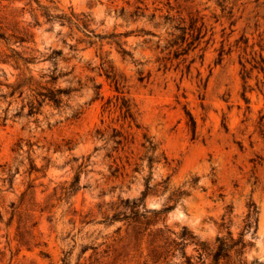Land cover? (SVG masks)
Returning a JSON list of instances; mask_svg holds the SVG:
<instances>
[{
    "label": "clouds",
    "instance_id": "9594fccd",
    "mask_svg": "<svg viewBox=\"0 0 264 264\" xmlns=\"http://www.w3.org/2000/svg\"><path fill=\"white\" fill-rule=\"evenodd\" d=\"M201 2L202 7L211 10L209 0ZM2 6L18 7L10 4V0H3ZM234 7L237 10L234 18L244 23L246 31L264 36V0H235ZM76 9L88 17L85 40L92 38L91 29L112 31L113 23L117 25L116 31L144 28L156 33L155 36L140 33L134 42L136 51L127 62L135 64L139 75L156 64V57L167 55L172 38L169 33L178 32L172 21L165 23L160 16L151 21L145 16L136 24L120 27L122 21L112 11L109 0H94L91 7L80 4ZM62 11V7L59 11L49 7L48 18L34 5L33 11L24 13L23 26L37 34L38 42L22 43L18 39L23 34L20 32L9 33L7 41L0 40V123L11 126L23 137L10 163L13 173L19 168L23 174L29 158L44 157L51 158L65 177L79 173L77 187L87 197V219L76 213V197L61 200L52 213L56 243L67 253L65 264H83L78 253L86 245L95 246L89 249L95 252V264H188L189 258L191 264H211L209 253L215 252L221 243L224 251L229 252V264H264V196L255 192L252 184L245 183L232 192L224 189L222 199L214 192L209 198L208 193L219 187L213 184L221 168L215 158L202 161L181 178L179 169L165 162L168 122L163 109L159 116L147 119L144 103L136 99L140 91L131 82L122 85L121 90L128 97V115L146 134L140 141L146 147L130 146L119 153L121 158L131 161V166L115 187L110 177L121 138L112 135L111 126L105 125L107 130L102 134L78 136L71 145H61V150L53 155L56 143L45 139L49 129H63L101 98L95 81L78 83L81 77L76 73L50 85L68 90L55 93L52 103L51 98L37 95L39 87L48 83L53 65L47 57L53 49H62L70 64L89 63L78 44L84 36V32L77 30L82 27V17L61 19ZM91 64L96 67L95 60ZM59 68L69 71V65L62 61ZM8 175V171L0 172L5 181ZM249 200L253 205L245 207ZM77 215L83 223H75ZM70 220L73 222L69 223ZM133 222L139 228L138 236L130 226ZM117 228L119 232L115 231ZM12 244L11 234L0 237V246L5 251ZM205 244L209 246L207 251ZM0 264H9L8 258L0 259Z\"/></svg>",
    "mask_w": 264,
    "mask_h": 264
},
{
    "label": "rangeland",
    "instance_id": "374dc122",
    "mask_svg": "<svg viewBox=\"0 0 264 264\" xmlns=\"http://www.w3.org/2000/svg\"><path fill=\"white\" fill-rule=\"evenodd\" d=\"M109 2L112 11L118 13L122 21L120 27L136 24L145 16L150 21L160 16L165 23L172 21L173 27L178 30L169 33L172 38L167 45V55L156 57V64L145 70L143 75L138 74L134 63L127 61L136 51L134 42L140 38V33L156 35L151 29L116 31L117 25L113 23L112 31L91 29L92 38L85 40L87 32H84L83 24L88 21L84 18L87 14L77 11L76 5L91 7L94 0H43V3L42 0H10V4L18 7L7 9L0 0V33L7 37L9 33L16 35L17 32L23 33L18 37L33 34L31 42L26 44L39 40L36 33L24 28L21 19L25 12L33 11L34 5L42 15L49 7L58 11L62 7L60 15L71 19L72 14L75 18L82 17V27L77 30L84 32V36L78 44L89 63L70 64L62 49H53L51 55L54 51H61L58 66L61 61L69 65V71L58 69L56 75H62L58 81L76 73L81 77L78 83L95 81L94 86L101 98L63 129H49L45 139L55 141L53 155L61 150V145H71L78 136L91 132L102 134L107 130L105 125L111 126L113 136L123 131V126L127 129L117 103V97L121 95L116 92L114 77L120 88L131 82L139 89L140 95L136 99L144 103L147 119L159 116L163 109L168 122L165 162L173 169L178 168L181 178L202 161L215 158L221 168L213 184L219 187L208 193L209 198L214 192L222 199L224 189L232 192L245 183L252 184L253 190L264 196V70H260L264 69V36L246 31L244 23L234 18L237 16L235 0H209L211 10L202 7L201 0ZM72 47L76 50L75 45ZM51 55L47 57L53 65L48 82L55 68ZM92 60L96 61V67L92 66ZM110 100V107L107 108ZM188 113L195 121V130ZM130 132L133 136L130 143L119 147L113 159L115 168L110 179L114 187L131 166V161L121 158L119 153L130 146L146 147L140 143L146 136L141 126L140 129L134 127ZM22 139L11 126L0 123V172L9 173L6 181L0 177V237L11 234L13 238L8 251L0 246V259L7 257L9 264H65L67 253L56 243L52 213L61 200L76 197L75 211L87 219V197L77 187L79 173L65 177L49 157L29 158L23 174L19 168L13 173L10 163ZM109 158L112 159L111 154ZM253 203L249 200L245 207ZM228 211H232L231 206ZM83 222L77 215L75 223ZM130 226L138 236L135 223ZM115 231L119 232L120 228ZM94 247L86 245L81 248L78 258H82L83 264H95V252L89 251ZM221 264H229V261H222Z\"/></svg>",
    "mask_w": 264,
    "mask_h": 264
},
{
    "label": "trees",
    "instance_id": "16d2710c",
    "mask_svg": "<svg viewBox=\"0 0 264 264\" xmlns=\"http://www.w3.org/2000/svg\"><path fill=\"white\" fill-rule=\"evenodd\" d=\"M43 15L45 17L50 18L49 10L45 9ZM72 15H73L72 18H75V15L74 14H72ZM59 18L68 19L69 21H71V18L67 17L66 15H60ZM84 18L87 19L88 17L86 15H84ZM83 25H84L85 30L89 29V23H88L87 20L84 21ZM91 32L93 33V31H91ZM25 36L26 37H18V39L22 43L31 42V40L33 39V34L26 33ZM0 39L7 41L8 37L4 33H0ZM60 56H62V52L61 51H54L53 54L50 56V59L54 60V62H55V68H54V71H53V75L51 76V81L48 82V85L40 86V89H39V91L37 93L38 96H44V97L51 98L50 101H49L50 103L55 101V98H56L55 97V93L67 92L68 91L67 89H54L53 87H50V85L56 84L58 79L62 76V75H56V72L59 69L58 62H57V57H60ZM262 63L264 64V60L263 59H262ZM260 70H264V69H260ZM108 78H110V77H108ZM113 80L115 82L116 92H118L119 95H121V96L117 97V103L120 105V110H122V115H123L122 117H123L124 124L127 125V129L125 130L124 126H123L122 127L123 131H119L116 134V136H119L121 138L118 141V144L120 145V147H125L127 144L130 143V137H133L130 131L134 127L137 128V129H140V126L134 120H132L131 116L128 115V111H129V109L127 107L128 99L123 95V92H121V88L119 86V82L116 81V78L113 77ZM110 103H111V100L108 102L107 108L110 107ZM39 105H40V102H39ZM188 116L190 117L193 130H195V121H194L193 117L189 113H188ZM129 121H131V122H129ZM113 218H115V217H113ZM137 229H138V235H139V228L137 227ZM208 247L209 246L207 244L204 245V248H205L206 251L208 250ZM209 254L212 257L211 264H221L222 261L218 260V258L220 256L224 257L223 261H229V252L228 251H224L223 243H221L216 248L215 252H210ZM188 264H191L190 258H189Z\"/></svg>",
    "mask_w": 264,
    "mask_h": 264
}]
</instances>
